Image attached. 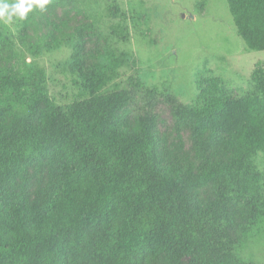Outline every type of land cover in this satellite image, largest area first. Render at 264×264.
Listing matches in <instances>:
<instances>
[{
	"label": "trees",
	"instance_id": "obj_1",
	"mask_svg": "<svg viewBox=\"0 0 264 264\" xmlns=\"http://www.w3.org/2000/svg\"><path fill=\"white\" fill-rule=\"evenodd\" d=\"M226 1L247 50L264 51V0ZM38 13L14 21L21 39L38 24ZM49 25V37L72 50L80 75L93 26L68 34ZM12 35L0 24V63L7 62L0 64V264H256L239 252L264 236V63L255 66L252 87L241 97L208 76L196 82L191 104H174L201 160L191 182L213 191L211 199L195 201L182 170L160 164L147 121L133 129L118 122L132 90L101 92L107 73L95 71L81 75L76 99L60 105L50 99L37 61L51 47H37L46 41L36 34V46L26 39L11 48ZM26 50L32 62L7 61L27 60L20 53ZM220 134L225 155L216 159ZM47 155L63 161L62 187L55 198L48 188L32 198L29 168Z\"/></svg>",
	"mask_w": 264,
	"mask_h": 264
},
{
	"label": "rangeland",
	"instance_id": "obj_2",
	"mask_svg": "<svg viewBox=\"0 0 264 264\" xmlns=\"http://www.w3.org/2000/svg\"><path fill=\"white\" fill-rule=\"evenodd\" d=\"M68 1L72 3L50 0L46 9L36 14L38 24L24 39L23 31L13 22L10 30L14 38L9 37L8 45L12 48L17 42L20 48L27 39L36 46V34L46 41L37 47L48 44L51 48L42 50L37 61L46 70L50 99L60 105L74 101L80 93L81 75L95 71L107 73L101 92L132 90L133 100L118 112V122L133 129L138 120H146L158 141L160 164L182 170L185 188L195 201L211 199V185L191 182L199 173L201 160L194 149L192 132L174 115V104H191L197 94L196 82L208 76L224 81L234 96H243L252 87L255 66L264 63V51L247 50L226 0ZM50 22L68 34L86 24L93 26L86 35L80 75L71 60L72 50L49 37ZM23 52L27 60L7 61L32 62L31 53ZM7 54L17 58L11 50ZM222 137L220 134L218 146L212 149L216 159L225 155ZM62 165V160L47 155L30 166L32 198L38 189L46 188L53 198L58 195ZM240 222L236 211L235 223ZM239 254L245 260L264 264V236L248 240Z\"/></svg>",
	"mask_w": 264,
	"mask_h": 264
},
{
	"label": "clouds",
	"instance_id": "obj_3",
	"mask_svg": "<svg viewBox=\"0 0 264 264\" xmlns=\"http://www.w3.org/2000/svg\"><path fill=\"white\" fill-rule=\"evenodd\" d=\"M50 0H0V24L10 26L14 21L27 19L34 8L43 11Z\"/></svg>",
	"mask_w": 264,
	"mask_h": 264
}]
</instances>
